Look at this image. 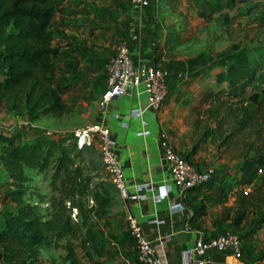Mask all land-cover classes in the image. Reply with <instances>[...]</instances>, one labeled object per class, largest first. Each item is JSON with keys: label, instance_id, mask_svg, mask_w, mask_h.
<instances>
[{"label": "trees", "instance_id": "obj_1", "mask_svg": "<svg viewBox=\"0 0 264 264\" xmlns=\"http://www.w3.org/2000/svg\"><path fill=\"white\" fill-rule=\"evenodd\" d=\"M164 2L177 7L180 0ZM64 13L63 0H0V109L23 111L32 121L72 112L64 99L71 85L58 78L72 69L73 49L56 44L64 34L59 26ZM201 73L206 87L192 112L215 121L222 146L241 147L238 175L229 184L237 189L229 212L238 231L254 203L264 202V175L258 182L264 171V49L239 50L223 66L211 64ZM73 137L0 134V165L14 181L8 198L15 205L0 222V264H41V253L50 250L61 252L63 264H107L95 218L113 215L115 186L104 173L105 182H94L96 176L76 162L85 145ZM196 149L195 144L182 155L194 165ZM30 171L48 179L49 194L33 185ZM212 181L190 191L206 190ZM207 203L206 196L197 202L192 220L207 215ZM263 225L264 214L249 234Z\"/></svg>", "mask_w": 264, "mask_h": 264}, {"label": "rangeland", "instance_id": "obj_2", "mask_svg": "<svg viewBox=\"0 0 264 264\" xmlns=\"http://www.w3.org/2000/svg\"><path fill=\"white\" fill-rule=\"evenodd\" d=\"M89 5L100 6L107 11L110 9L100 18L99 29L92 24L81 35H72L78 27L65 22V12L64 20L59 21L64 34L56 37V44L73 49L72 69L58 77L62 84L71 85L64 99L71 105L72 112L60 119L46 117L32 121L23 111L0 109V134L14 138L41 133L50 139L66 134L75 136L73 141L76 139L78 146L85 145L82 153L77 154L76 162L96 176L94 182H105L104 173L109 178L107 181L114 185L110 172L103 165L97 138L83 140L81 132L97 124L98 100L106 87L107 68L116 52L117 39L122 37V40L127 36V30L130 31L131 22L128 23L125 12L130 11L131 5L130 0H90ZM137 14L134 24L142 36L141 49L155 51L154 64L167 68L173 76L175 88H181L175 95L172 94V116L164 129L168 140L183 156H188L196 144L197 153L192 159L199 169L213 171L211 186L223 184L225 180L229 186L236 172V159L241 147L239 143H232L226 148L222 146L223 138L218 134L215 121L205 116L200 118L192 112V106L198 100L197 84L204 85L203 80L195 81L194 78L205 65L209 67L214 63L223 66V61L239 50L264 49V0H180L177 7L167 5L164 0H152L141 16ZM189 94H196V97L190 99ZM263 172L261 170L258 182ZM29 175L36 188L49 194V181L43 174L30 171ZM227 185L223 191H226ZM13 188L11 175L0 165V222L5 214L15 210V205L8 198ZM113 191V215L104 219L95 218L99 239L106 243L114 241L116 248L117 245L122 246L124 256L134 258L140 264L137 260V238L130 229L132 214L115 187ZM230 192L224 194L228 202L232 200ZM254 207L244 228H239L242 230H234L231 223L223 232H234L242 241L249 237L263 217L264 202H255ZM113 228H116L117 234L111 233ZM60 254L55 250L42 252L41 264H63Z\"/></svg>", "mask_w": 264, "mask_h": 264}, {"label": "crops", "instance_id": "obj_3", "mask_svg": "<svg viewBox=\"0 0 264 264\" xmlns=\"http://www.w3.org/2000/svg\"><path fill=\"white\" fill-rule=\"evenodd\" d=\"M89 2L90 0H63L67 18L65 22L76 24L78 27V30H73L72 35H81L92 24H96L93 27L99 29L97 24L100 18L110 11L100 6H90ZM136 14L131 8L125 12L129 18L128 23L137 22ZM126 33L127 36L123 39L129 41L135 63H154L156 52L141 49V34L132 37L130 31L127 30ZM121 38L117 39L115 51L123 40ZM207 67L205 65L203 69ZM202 70L193 77L195 81L202 80ZM172 78L170 73V97L158 112L147 110L133 117V110L145 107L146 98L144 94L138 95L137 90L130 85L125 95L110 102L105 121L111 127L113 148L124 170L128 189V198L124 202L130 213L137 218L143 237L154 243H162L170 264H189L185 254L194 249L197 232H204L208 238H212L223 233V229L231 225L233 214L229 212V207L235 205L237 189L230 190L226 180L223 184L211 186L206 190H189L184 193L176 186L166 159V151L161 144V134H166L165 125L172 116L174 107L172 94L175 95L181 90L180 86L175 88ZM197 86L198 92L206 87L205 84ZM142 90L140 88V92ZM194 96L196 97V94H189L188 97L191 99ZM102 120L99 112L97 123ZM237 175L236 171L234 176ZM226 185L227 189L223 191ZM227 192L231 193L230 202L224 195ZM204 196L208 201L207 215L192 220L194 208ZM242 226H245V221ZM111 233L117 234L116 228H113ZM248 236L241 242L238 252L233 249L222 252L212 249L203 255H196L195 260H203L205 264H264V225ZM109 240L107 238L108 242ZM101 243L107 264H137L136 259L124 256L122 246L117 245V249L114 241L106 243L101 240Z\"/></svg>", "mask_w": 264, "mask_h": 264}, {"label": "built area", "instance_id": "obj_4", "mask_svg": "<svg viewBox=\"0 0 264 264\" xmlns=\"http://www.w3.org/2000/svg\"><path fill=\"white\" fill-rule=\"evenodd\" d=\"M151 0H130L131 9L142 15L150 6ZM130 34L138 37L134 23H130ZM170 72L167 68L154 63H135L129 41L123 39L111 58L107 68L106 87L98 100V109L102 122L88 127L81 132L83 140L97 138L104 167L110 172L115 188L123 198H128V189L125 184L124 170L116 157L112 142V130L106 123L105 116L110 102L127 93V87L133 86L138 95L144 94L145 107L132 111V116L141 115L144 111L158 112L169 95ZM142 88V92H140ZM161 144L166 151V159L169 163L173 180L181 192H187L193 188L204 186L213 179V171H203L196 165L189 163L173 144L165 133L161 134ZM261 172V170H260ZM250 187L245 189L248 194ZM130 229L137 238V260L140 264H170L167 251L162 243H154L145 239L137 218H130ZM241 238L238 234L225 231L217 236L208 238L204 232H197L194 249L186 252L185 259L189 264H205L203 260H195L196 255H203L208 250L226 251L233 249L239 251Z\"/></svg>", "mask_w": 264, "mask_h": 264}]
</instances>
